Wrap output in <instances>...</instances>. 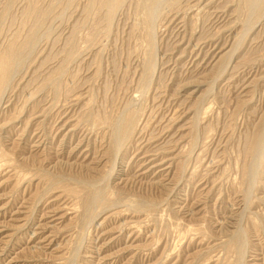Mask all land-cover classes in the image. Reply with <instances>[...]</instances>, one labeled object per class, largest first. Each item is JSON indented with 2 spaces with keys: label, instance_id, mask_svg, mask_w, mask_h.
<instances>
[{
  "label": "rangeland",
  "instance_id": "374dc122",
  "mask_svg": "<svg viewBox=\"0 0 264 264\" xmlns=\"http://www.w3.org/2000/svg\"><path fill=\"white\" fill-rule=\"evenodd\" d=\"M8 1L0 264H264V153L258 182L242 173L264 3L208 0L150 45L139 0Z\"/></svg>",
  "mask_w": 264,
  "mask_h": 264
},
{
  "label": "bare ground",
  "instance_id": "6f19581e",
  "mask_svg": "<svg viewBox=\"0 0 264 264\" xmlns=\"http://www.w3.org/2000/svg\"><path fill=\"white\" fill-rule=\"evenodd\" d=\"M11 0L8 1V3ZM114 1V0H113ZM196 3L193 4L192 0H139L140 2V6L142 7V12H143V26L146 32V37H147V41L148 43L151 45L153 44L154 38H155V33L158 34V32H156V28H159L160 26H163L162 24L164 22H172L174 20V18H178L179 16H177L179 13L181 14H185L188 12V10L196 8V9H204L207 8V5L209 6V1L208 0H195ZM204 4H202V6L200 7L201 3L204 2ZM208 1V2H207ZM248 1V0H246ZM102 4L106 3L108 4L107 9H110L111 15L114 14L113 12L115 11V7L116 5L120 4L119 1H115V2H110L107 0H101ZM185 2V3H184ZM207 2V3H206ZM249 3L252 4H256L260 5V3H264V0H249ZM7 3V4H8ZM261 3V4H262ZM6 4V5H7ZM101 4V5H102ZM105 4V5H106ZM184 4V5H182ZM10 5V4H9ZM7 7V6H6ZM109 7V8H108ZM217 7V6H216ZM255 7H253L254 9ZM208 9V8H207ZM219 9V8H218ZM256 9V8H255ZM254 9V11H255ZM201 11V10H200ZM221 11V10H219ZM218 10H214L211 11L212 13H210V20H211V16L213 17V19L216 21L217 18H220V14ZM253 11V12H254ZM184 12V13H181ZM252 12V11H251ZM109 14V13H108ZM250 14V13H249ZM259 14V12H258ZM262 14V13H261ZM109 16V15H108ZM177 16V17H176ZM258 16V15H257ZM229 17V16H227ZM111 18V17H110ZM223 19V17H222ZM189 20V19H187ZM241 20V19H240ZM249 20V19H248ZM226 21V20H225ZM212 22V21H211ZM217 22V21H216ZM215 22V23H216ZM168 23H166L167 25ZM226 24V23H225ZM164 24V26H166ZM158 26V27H157ZM161 28V27H160ZM157 38V37H156ZM33 41V40H32ZM236 44V43H235ZM197 47V46H196ZM25 49V48H24ZM196 49V48H195ZM148 50V49H147ZM25 51V50H24ZM202 51V50H201ZM23 52V51H22ZM149 52V51H148ZM7 53V52H6ZM5 53V54H6ZM21 53V52H19ZM25 53V52H24ZM150 54V53H149ZM261 56V55H260ZM143 57V56H142ZM6 58V57H5ZM10 58V57H9ZM232 58V57H231ZM17 59H19V61L22 59H20L19 57H17ZM18 63V61H17ZM20 63V62H19ZM18 63V64H19ZM192 63V62H191ZM8 66V65H6ZM14 67V66H13ZM9 68V67H8ZM194 70V69H193ZM2 71V68H1ZM11 71V70H10ZM217 74V73H216ZM11 77V76H10ZM9 77V78H10ZM5 78V77H4ZM10 79H8L9 81ZM217 80V79H216ZM6 81V84L7 82ZM11 81V80H10ZM15 81V80H14ZM5 84V85H6ZM16 84V83H15ZM213 85V84H212ZM4 86V85H3ZM213 87V86H212ZM14 89V88H13ZM2 95V94H1ZM252 100V99H251ZM67 103V102H66ZM123 107V106H122ZM173 114V113H172ZM130 115V114H129ZM126 116L124 117V120L122 118H119L121 121H119V128L123 127L126 128L127 122H130L131 117L130 116ZM216 116V115H215ZM160 120V119H159ZM117 124V123H116ZM128 127V125H127ZM201 129V128H200ZM115 130V129H114ZM137 130V129H136ZM119 131V130H118ZM127 131V130H126ZM264 131V130H263ZM116 132V131H115ZM139 132V131H138ZM112 133V132H111ZM114 133V131H113ZM264 135V134H263ZM156 136V135H155ZM196 138V137H195ZM199 139V138H198ZM139 141V140H138ZM250 141V140H249ZM69 142V141H68ZM118 144V143H117ZM120 144V143H119ZM229 147V146H228ZM147 150V149H146ZM192 150V149H191ZM247 151V150H246ZM248 151L251 153V159L248 162V164H244V167L242 168V173L244 175L245 178L250 179L254 181V182H258L259 179V172H260V168H261V157H262V153H264V136H262V134L256 136L255 138H253V140L250 142L249 146H248ZM247 151V152H248ZM193 153V152H192ZM188 156V155H187ZM247 158V157H246ZM262 159H264L262 157ZM263 163V161H262ZM246 165V166H245ZM263 166V165H262ZM241 169V168H240ZM191 183V182H190ZM253 183V182H252ZM253 185V184H252ZM255 185V184H254ZM254 188V187H253ZM250 191V190H249ZM251 199V198H250ZM40 202V201H39ZM56 208V207H55ZM22 210V209H21ZM26 211V210H25ZM240 225V224H239ZM238 233V232H237ZM239 234V233H238ZM246 236V235H245ZM238 237V236H237ZM237 240H239V238L236 239V242H238ZM244 242V239H243ZM238 244V243H237ZM242 244V242L240 243ZM239 244V245H240ZM247 244V243H246ZM243 246V245H241ZM243 250V249H242ZM241 250V253H242ZM245 251V250H244ZM75 252V251H74ZM77 254V253H76ZM243 254V253H242ZM245 254V253H244ZM91 255V254H90ZM241 264V263H240Z\"/></svg>",
  "mask_w": 264,
  "mask_h": 264
}]
</instances>
